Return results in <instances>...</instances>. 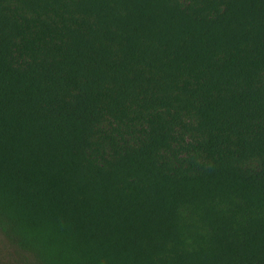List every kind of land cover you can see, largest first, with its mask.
Returning a JSON list of instances; mask_svg holds the SVG:
<instances>
[{
    "label": "trees",
    "instance_id": "trees-1",
    "mask_svg": "<svg viewBox=\"0 0 264 264\" xmlns=\"http://www.w3.org/2000/svg\"><path fill=\"white\" fill-rule=\"evenodd\" d=\"M0 264H264V0H0Z\"/></svg>",
    "mask_w": 264,
    "mask_h": 264
}]
</instances>
